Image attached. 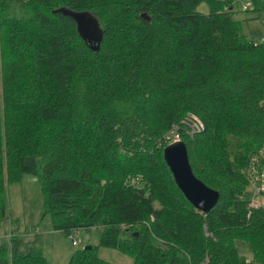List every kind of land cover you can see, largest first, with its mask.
Returning a JSON list of instances; mask_svg holds the SVG:
<instances>
[{
    "label": "trees",
    "instance_id": "16d2710c",
    "mask_svg": "<svg viewBox=\"0 0 264 264\" xmlns=\"http://www.w3.org/2000/svg\"><path fill=\"white\" fill-rule=\"evenodd\" d=\"M240 1L0 0V204L5 185L38 177L54 231L99 232L68 264H111L98 247L133 264H264V204L249 209L243 167L264 149V43L242 35ZM243 5L264 24V0ZM61 7L95 15L97 52ZM174 137L219 193L208 213L164 162ZM27 238L1 245L0 264H46Z\"/></svg>",
    "mask_w": 264,
    "mask_h": 264
},
{
    "label": "rangeland",
    "instance_id": "374dc122",
    "mask_svg": "<svg viewBox=\"0 0 264 264\" xmlns=\"http://www.w3.org/2000/svg\"><path fill=\"white\" fill-rule=\"evenodd\" d=\"M241 0L235 5L234 19L240 23L241 33L255 44H261L264 38V24L260 13L251 7L244 11ZM198 10L207 13L208 7L200 5ZM12 16V15H11ZM175 138V137H174ZM239 140L233 142L241 146ZM245 152L237 153L236 168L242 164ZM248 160L243 166L246 175L250 177L251 198L261 195V205L264 204V149L250 151ZM236 163V161H235ZM243 169V168H242ZM3 205L0 204V246L9 244L13 235H26V241H37V247L42 251L46 264H68L71 256L87 246H98L99 232L96 229H77L69 237L61 231H54L49 215H44V193L41 181L33 175H23L20 181L5 185ZM250 198V199H251ZM36 235V236H35ZM75 242V246L72 244ZM97 256L111 264H133V259L111 248L98 247L94 249ZM245 264H259L252 260L250 254H245Z\"/></svg>",
    "mask_w": 264,
    "mask_h": 264
},
{
    "label": "water",
    "instance_id": "95a60500",
    "mask_svg": "<svg viewBox=\"0 0 264 264\" xmlns=\"http://www.w3.org/2000/svg\"><path fill=\"white\" fill-rule=\"evenodd\" d=\"M74 21L78 36L97 52L103 39V30L94 14L88 11L76 12L65 7L54 11ZM141 17L150 20L145 13ZM163 159L166 163L175 185L186 200L199 212L208 213L217 203L219 193L205 186L198 180L191 169L185 144L173 141L163 149ZM84 249L89 250L90 246Z\"/></svg>",
    "mask_w": 264,
    "mask_h": 264
},
{
    "label": "built area",
    "instance_id": "2783aa9c",
    "mask_svg": "<svg viewBox=\"0 0 264 264\" xmlns=\"http://www.w3.org/2000/svg\"><path fill=\"white\" fill-rule=\"evenodd\" d=\"M262 42L264 43V38L262 39ZM188 126V132L190 135H193V133H196V132H199L201 129H202V125L200 122H195L193 124H187ZM174 141H180L178 139V137H175ZM261 195L259 194L258 196H256V200L254 199H250L249 203H248V206H249V209H257L261 206ZM72 244L75 246V242L72 241Z\"/></svg>",
    "mask_w": 264,
    "mask_h": 264
}]
</instances>
